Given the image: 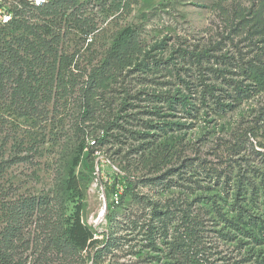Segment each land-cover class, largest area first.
Returning <instances> with one entry per match:
<instances>
[{"label": "rangeland", "instance_id": "obj_1", "mask_svg": "<svg viewBox=\"0 0 264 264\" xmlns=\"http://www.w3.org/2000/svg\"><path fill=\"white\" fill-rule=\"evenodd\" d=\"M252 1L139 0L130 13L124 9L127 0H77L65 13L56 5L41 12L13 0H0V6L24 10L30 23L62 24L68 33L61 53H77L74 64L80 56L84 66L101 60L126 25L141 23L150 45L167 37L155 50L165 58L174 47L219 41L223 49L216 54L245 53V35L229 33L219 6L232 10ZM155 7L158 14L143 22V13ZM76 15L92 18L99 29L82 35ZM200 72L221 95L224 110L210 95L204 98ZM228 91L231 87L211 69L181 62L159 71L124 72L107 94V113L95 112L83 128L72 113L74 103L54 113L51 102L40 116L14 105L0 114V230L8 220L6 210L18 202L23 212L18 229L31 243L26 264H183L187 258L196 264H264V164L251 144L264 150L257 145L264 144V94L237 101ZM10 100L8 94L0 96ZM104 119L115 120L108 133L99 127ZM251 128L255 135L245 133L241 141ZM82 140L96 152L82 155L75 168L80 198L68 188V172ZM158 151L166 164L155 172L145 158ZM161 175L159 181L145 180ZM79 202L96 239L84 251L51 237L68 226ZM41 231L40 245L32 248ZM116 237L120 244L106 249Z\"/></svg>", "mask_w": 264, "mask_h": 264}, {"label": "trees", "instance_id": "obj_2", "mask_svg": "<svg viewBox=\"0 0 264 264\" xmlns=\"http://www.w3.org/2000/svg\"><path fill=\"white\" fill-rule=\"evenodd\" d=\"M76 1L53 0L34 8L46 12L56 5L61 7L65 13ZM138 2L139 0H127L124 9L130 13L132 4ZM219 8L225 15L227 14L229 33L245 35L247 52L240 51L237 56L216 54L217 51L223 49L219 41L215 45L205 44L204 47L196 44L192 49L187 46H179L176 49L174 47L171 55L165 58L155 50L163 48V45L167 44V37L150 45L151 43L147 42L143 36L144 24L141 23V25H126L116 35L106 54L97 63L93 64L90 61L86 65L80 66V56L74 64L77 53L72 55L61 53L62 38L68 33L66 29L63 33L62 24H56L54 20L49 24L30 23L25 17L24 10L14 7L12 8L15 12L13 20L0 26V96L8 94L11 98L10 102L0 101V114L14 109V105H16L17 108L19 106L21 109H25L24 114L26 115L37 114L40 116L39 113H42L40 109H45L51 102H53L54 113L60 107L67 109L69 102L74 103L72 113L80 119L79 125H81L80 128H83L82 125L88 119L93 118L95 112L104 113L103 111H106L107 94L124 72L126 74H141L151 70L159 71L167 64L177 66L181 62L197 66L199 70L211 69L214 72V77L222 78L227 86L231 87L228 96L234 100L241 101L264 94V0H253L249 6L236 4L232 10L224 5H220ZM158 11L159 7H155L153 11L143 13V22L158 14ZM76 22L82 35L89 36L99 29L98 24L92 18L84 15L77 16ZM93 37H97L96 33ZM215 64H222L226 68L216 67ZM231 66L235 67L236 71H229L228 68ZM229 72L236 77L227 76ZM200 76L201 84H204V98L210 95L213 100H216L219 109L224 110L223 107H220L221 104L218 100L221 95H215L213 85L206 83L207 76L205 74L200 72ZM62 99H64V103L58 104ZM12 113H16L15 110ZM115 126V120L110 121L109 119H104L99 124L101 131L105 133ZM248 132L255 135V130L251 128L240 135L241 141L245 139L243 135L245 133L247 135ZM96 142L97 140L94 144ZM245 142L248 141L241 142L240 146H236L237 151L244 146ZM251 144L255 157L260 158L264 164V150L256 149L252 142ZM257 145L264 148L263 143L258 142ZM95 152V148L86 145L82 140L79 144L78 155L74 158L68 172V188L75 191L80 198L82 192L75 168L80 164L82 155H92ZM145 153L143 152L142 156H145ZM163 156L164 153L158 151L145 158V162L147 165H152L151 167L157 172L166 164V157ZM3 167L2 165L0 168ZM163 176H152L145 180L155 182L162 180ZM17 203L14 202L15 205L6 210L8 220L0 230V264H26L27 258L25 259L24 253L31 247L23 230L19 231L20 228L18 229L23 212L16 205ZM38 206L40 208V203ZM15 231L19 233H15ZM42 235H44V231H41L40 235L38 234L37 238L33 239L35 242H33L32 248L34 245H40ZM51 237L59 243L64 242L75 251H84L95 242V233L82 219V202L76 206V211L69 220L68 226L57 233L52 231ZM118 244H120V240L117 237L113 238L109 241L106 249L110 250ZM183 264H196V260L187 258Z\"/></svg>", "mask_w": 264, "mask_h": 264}, {"label": "built area", "instance_id": "obj_3", "mask_svg": "<svg viewBox=\"0 0 264 264\" xmlns=\"http://www.w3.org/2000/svg\"><path fill=\"white\" fill-rule=\"evenodd\" d=\"M14 2L18 3V4H29L32 5L33 7H38V6H42L46 3H48L51 0H13ZM17 5V4H16ZM15 17V12L13 9L9 8H5L3 6H0V25H5L7 23H9L10 21L13 20V18ZM115 196V200L118 203L119 202V193L115 192L114 194Z\"/></svg>", "mask_w": 264, "mask_h": 264}]
</instances>
